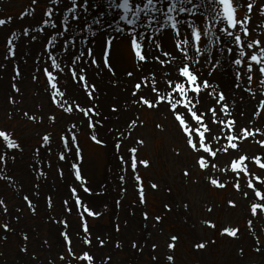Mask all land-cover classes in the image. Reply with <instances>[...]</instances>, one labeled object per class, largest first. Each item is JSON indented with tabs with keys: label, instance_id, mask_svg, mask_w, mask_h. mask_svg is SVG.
<instances>
[{
	"label": "rangeland",
	"instance_id": "obj_1",
	"mask_svg": "<svg viewBox=\"0 0 264 264\" xmlns=\"http://www.w3.org/2000/svg\"><path fill=\"white\" fill-rule=\"evenodd\" d=\"M77 2L80 3L81 0ZM137 2L142 3L144 0ZM164 2L166 4L167 0ZM111 3L112 0H90L88 5L68 12L70 0H59L58 3L57 0H38L35 5L32 0H0V18L7 20L9 16L12 17L11 21L0 26V128L14 133L21 145L20 149H9L0 138V152L7 153V163H0V176L13 178L11 181L0 178V197L6 200L8 208L7 213L0 211V224L10 225L7 230L0 228V264H63L59 254L62 250L66 254L65 241L61 235L65 230L72 238L77 255L82 248L88 247L81 242L83 232L79 213L83 212V208L72 206L74 197L70 195V187L80 184V181L75 179L72 163L82 164V175L87 177L86 183L93 190L86 193L81 188L79 195L86 204L92 205L94 210L102 213L99 217L85 216L89 230L93 237L99 235L109 238L103 247L93 241L92 251L101 259L111 256L110 264H170L165 258L167 254H174V264H264V248L256 251V248L261 247L256 244V237L264 242V217L254 218L253 227L250 228L247 224L250 218L247 202L230 184L223 190L213 187L202 179L204 174L195 167L191 168L190 177L182 175L184 166H192V153L185 148L183 138L171 115L164 109L153 111L143 107L137 109L136 106L125 108L124 101L130 98V89L140 73L136 70L137 61L129 39L131 34L127 31L132 26L120 20L122 10L109 7ZM47 8H53L52 17L44 14ZM25 9L27 12L21 16ZM239 13L243 16L245 9L240 8ZM43 19L53 20L55 27L43 25ZM203 19L201 17L198 22ZM262 21L264 16H260L254 9L253 35L261 34ZM152 23L154 26L164 23L163 15ZM65 24L70 25L67 30L63 27ZM118 26L124 31L117 33ZM224 26L226 25H217ZM40 27L45 31L40 32ZM25 28L29 30L27 35L24 34ZM13 31L16 32L13 41L17 47L15 56H10L7 53V39ZM60 31H65V36L57 35ZM137 31L144 32L146 37L150 36L152 39L159 37L164 48L172 50L175 54L173 30L169 25L166 24L161 33H156L155 27L145 29L144 26L137 27ZM109 35L114 37L115 55L111 51L110 62L115 69V75L102 63L105 41ZM32 36H36V39L32 40ZM52 36L57 38L53 45L46 49L45 44ZM66 38L70 40L67 46L69 51L75 53L77 48L85 50L91 47L97 60L101 61L99 66L92 65L91 57L85 55L80 64L86 68L89 82L97 85L98 99L93 100L92 104L97 106L101 116L106 118L98 134L108 140L107 146L93 143L89 139L88 129H81V113H62L50 103V86L44 74L37 71L50 63L46 56L49 51L63 60L62 67L67 65V60L64 59L66 52L62 47ZM230 39L224 37L225 42ZM244 39L250 40L251 37ZM150 41L146 47L154 51ZM229 46L235 48L234 45ZM232 55L228 52L221 54L219 58L222 59V64L213 71L210 78L211 83L219 84L225 91L229 104L232 101L230 102L226 92L229 89L225 86L232 89V95L237 102H243L247 94L243 89L234 88L235 66L232 64ZM16 67H19L21 75L13 80ZM148 68H154L158 73L168 71L158 64L149 63L145 70ZM228 70L232 71L231 80ZM51 71L57 72L55 68ZM127 71H133L134 76L127 77ZM202 74L205 79H209L207 70H203ZM33 75H38L39 79L33 80ZM59 79L61 85H68L70 97H78L80 102L86 100L81 85L70 81L67 70ZM13 83L18 84L20 93L12 89ZM251 87L254 92L259 87L256 77ZM9 95L15 96V105L8 102ZM259 99H264V96L253 98L249 116H252ZM113 103L120 106L118 113L111 112L110 105ZM235 109L232 110L233 116L236 115ZM24 111L35 115H40L41 112L50 115L54 112L58 120L52 122L45 118L43 122L39 119L31 121L23 115ZM134 113H138L144 124L128 136L127 133L131 130L126 126V121L132 118ZM94 119L99 120L100 117L94 116ZM249 120L240 125L248 123ZM251 120L253 128H264V115L259 118L252 116ZM72 123L77 124L75 131L80 137L84 159L80 161L69 152L67 159L61 161L58 159V153L62 150L59 137L64 128H71ZM156 123L166 124V128L158 129L155 127ZM117 130L123 131L125 136L119 137ZM45 132L51 134L50 145L42 143ZM257 135L258 138H264L260 134ZM137 138H143L145 144L137 146ZM116 139L123 141L119 152L113 143ZM134 146L138 147L139 158L151 161L147 168L139 166L137 173L143 178L146 191V203L143 204L138 201V188L135 186L132 171L118 159L120 155H124L127 160V149ZM177 147L182 150L179 156L175 151ZM242 148L250 155L264 152L251 138L242 144ZM227 159V156H221L222 161L226 162ZM252 167L255 168V165ZM60 170L63 171L62 176ZM121 175L126 177L124 181L119 179ZM198 177L199 183L196 182ZM150 181L157 183L158 188L151 189ZM24 195L32 199L35 212L31 211L23 200ZM49 196L52 197L51 207L47 203ZM230 198L238 201L237 207L231 208L227 205L226 201ZM65 200L69 201V205H64ZM117 201H120L119 205ZM185 203L189 205L188 208L184 207ZM165 204H170L171 208L166 209ZM105 205L107 207H104ZM210 206L213 208L211 212L208 211ZM67 207H72L70 213L67 212ZM144 212L149 213L147 219L143 216ZM157 215L162 217L160 221L155 220ZM206 219L214 220L215 228L206 225ZM61 220L68 221L67 229L60 223ZM116 225L120 226L119 231L116 230ZM223 226H238V237L222 234ZM25 233L29 236L28 240L23 238ZM172 235L179 237L174 250L167 248ZM117 240L121 244L120 247H116ZM133 240L137 241L142 251L131 247ZM201 240L214 242L208 243L203 249L195 248L194 245ZM153 242L158 245L155 250L151 248ZM23 247H27L28 251L23 252ZM153 256L157 259L153 260Z\"/></svg>",
	"mask_w": 264,
	"mask_h": 264
},
{
	"label": "snow or ice",
	"instance_id": "obj_2",
	"mask_svg": "<svg viewBox=\"0 0 264 264\" xmlns=\"http://www.w3.org/2000/svg\"><path fill=\"white\" fill-rule=\"evenodd\" d=\"M59 0H57V3ZM90 0H70V6L67 8L68 12H73L77 8H82L88 5ZM38 0H32L35 5ZM159 5V6H158ZM109 7L122 10L120 20L126 21L127 25H131L127 31L131 34L130 45L136 58V70L140 73L135 78L133 85L130 89V98L124 101V106L127 109L131 106H136L137 109L143 107L148 110L159 111L164 109L165 112L171 115L177 130L180 132L184 146L192 153V166H184L182 168V175L190 177L192 175L191 168L195 167L204 175L202 179L209 185L218 189H225L231 185L235 192L240 194V197L247 202V211L249 219L247 220L248 226L253 227V219L264 217V152H257L248 154L242 148V144L251 138L255 143L259 144L264 149V138H258L257 134L264 137V128L252 127L253 121L250 119L248 123L240 125L238 117H243V112H238L233 116L235 109V101L231 105L228 102L225 91L220 88L219 84L210 82L213 71L217 70L222 64V59L219 58L224 52L232 53V64L234 69V88L243 89L253 98L257 96H264V21L261 22V34L253 35L254 26L252 17L255 12L260 16H264V0H144V2H137V0H112ZM245 9V14L240 15L239 9ZM27 12H22L23 16ZM47 17H52L54 14L53 8H47L44 13ZM163 15L164 23L159 26H154L153 21H157L160 15ZM183 14V16L181 15ZM203 17L202 22L200 18ZM67 19V18H66ZM12 20L9 16L6 19L0 18V26L5 25ZM43 25H52L55 27V22L51 19H43ZM169 25L173 30V44L175 54L172 50H166L160 42L159 37L152 39L150 36L146 37L144 32H138L137 27L144 26L145 29L155 27L156 33H161L165 25ZM207 25V26H205ZM217 25H226L224 27H217ZM64 29L67 30L70 25L65 24ZM82 30V29H81ZM91 31V26H89ZM28 29H24V34H28ZM40 32H44L43 27L39 28ZM124 31L123 28L117 27V33ZM222 34V35H220ZM57 35L65 36V31H60ZM95 33H93V36ZM16 32H11L7 39V53L10 56H15V48L17 45L14 43L13 38ZM224 37L231 38L229 42H225ZM244 37H251L250 40H245ZM56 36L45 44V48L53 45ZM32 40L36 36L31 37ZM114 37L109 35L106 38L105 46L103 49L102 63L103 65L115 75V69L110 62L111 51L113 47ZM151 40V47L154 51H150L146 44ZM70 40L68 38L64 41L63 50L66 52L64 59L67 60V65L62 67L63 60L53 54L52 51L46 52V56L50 63L47 66H42L38 72H42L50 86L49 101L55 107L59 108L62 113L71 115L74 112L82 114L80 118V127L88 129L89 139L101 146H107L108 140L101 137L99 133L100 127L103 125L105 117H102L98 107L92 104L93 100L98 99L97 85L90 83L87 77L86 68L82 67L80 61L85 55L91 57L90 63L99 66L101 61H98L94 55L93 48L89 47L85 50L77 48L73 53L68 50ZM234 45V47L229 46ZM209 45L211 47H209ZM53 47V51H54ZM7 59V56L5 57ZM40 59V57H37ZM177 61H179L177 63ZM158 64L164 66L168 71H160L156 69H146V65ZM52 68L57 70L56 73L51 71ZM69 73V79L73 83H79L85 92L86 100L80 102L79 98H72L69 96L70 89L68 85H61L59 77L65 71ZM203 70H207L209 79L203 77ZM21 75L19 67L15 68V75L12 77L16 80ZM127 77L134 76L133 71H127ZM254 77L259 85L255 92L251 85L253 84ZM33 80H38V75L32 76ZM235 81H239L236 83ZM116 83V81H113ZM16 93H20V87L17 83L11 85ZM63 89V90H62ZM66 97H68L66 99ZM242 99V97H241ZM7 100L10 104L15 105L17 100L15 96L9 95ZM110 110L113 113L120 111V106L113 103L110 105ZM29 120H40L43 122L45 118L52 122L58 120V116L53 112L52 114L40 115L30 114L24 111ZM264 115V99L258 100V105L254 107L252 116L259 118ZM100 117L99 120L94 119ZM143 119L134 113L132 118L126 121V126L131 130L127 133L128 136L140 125H143ZM158 129H165L166 124L156 123ZM77 128L76 123H72L71 128H64L59 139L62 144V150L58 153V159L63 161L67 159L69 152L74 154V157L82 161L83 147L80 143V137L75 131ZM118 131L119 137H124L123 131ZM0 138L6 143L9 149H20L21 145L18 138H15L14 133L9 132L6 128H0ZM42 143L50 145L51 134L45 132L42 136ZM114 147L117 152L120 151L122 146V139H116ZM137 146L145 144L143 138L135 140ZM134 146L127 149L129 157L126 160L124 155H120L118 159L121 164L128 165L132 171L135 186L138 188V201L143 204L146 203V191L143 184V178L137 174L139 166L145 168L150 166L151 161L147 158H139L138 147ZM51 151V148H48ZM176 154H181V148H176ZM221 156H227V161H222ZM0 163H7V153L0 152ZM255 165V168L252 166ZM71 168L74 170V176L80 184L70 187V195L74 197L73 207L83 208V212L79 213L81 218V228L83 232L82 244L88 246L82 248L79 255L74 250L72 238L67 230L62 231L61 235L65 241V251L59 254L60 261L63 264H110L111 256H106L103 259L98 257L92 251L93 241L101 247L106 246L108 237H101L99 235L93 237L85 216L99 217L102 215L100 211L94 210L92 205L86 204L79 195V189L84 192H92V188L86 183L87 177L82 175V164L72 163ZM123 170V169H122ZM46 175V173H43ZM60 175L63 171L60 170ZM0 178L11 181L12 177ZM121 181L126 179L125 176L119 177ZM200 177L197 179L199 183ZM243 181V183H242ZM149 186L151 189H157L158 184L150 181ZM125 189H122L124 191ZM170 191V189H169ZM38 194V193H37ZM23 200L27 203L29 209L33 212L36 208L33 206V201L28 195L23 196ZM48 206H52V197H47ZM64 205H69V201H63ZM119 205L120 201L116 202ZM227 205L231 208L238 206V201L230 198L226 201ZM104 207H107L105 205ZM166 209H170V204H165ZM188 208L187 203L184 204ZM67 212L72 211V207L66 208ZM213 208L210 206L208 211L211 212ZM0 211L7 213V203L3 197H0ZM145 219L149 216L148 212H144ZM19 219V217H17ZM161 216L155 217L156 221H160ZM60 223L67 229L68 221L61 220ZM126 223V222H125ZM206 225L215 228V222L212 219L204 221ZM0 228L7 230L10 228L8 223L0 224ZM120 226L116 225V230L119 231ZM238 226H223L221 228L222 234H227L231 237H238ZM79 235V234H78ZM255 235V233H253ZM6 238V237H5ZM24 240H28V234H24ZM179 239L177 235L170 237L167 243L168 249H175L176 241ZM214 241H203L194 245L197 249H203L208 243ZM47 244V241L44 242ZM116 247L121 244L117 240ZM256 244L261 247L256 248V251H261L264 248V242H261L259 237H256ZM131 247L142 251L137 241L133 240ZM152 249H157L158 245L153 242ZM23 252H27L28 248L23 247ZM243 249H241V252ZM35 258V254L33 253ZM153 260L157 257L153 256ZM166 261L174 264V254H167ZM54 264V262H53Z\"/></svg>",
	"mask_w": 264,
	"mask_h": 264
},
{
	"label": "bare ground",
	"instance_id": "obj_3",
	"mask_svg": "<svg viewBox=\"0 0 264 264\" xmlns=\"http://www.w3.org/2000/svg\"><path fill=\"white\" fill-rule=\"evenodd\" d=\"M150 43H151V41H150ZM114 52H115V48L113 47L112 54ZM114 55H115V53H114ZM228 73H229L228 75H229L230 80H231L232 79V71L228 70ZM100 86H101V84H100ZM225 87H226V89H229V91H226V92H227V94H229V97L231 99L230 102L233 101V100L235 101V108H236L235 111H236V115H237L238 112H243L244 113V116L243 117H238L239 124L240 123H245L247 120L251 119L252 116L251 115L249 116V111H250V108H251V106L253 104V97L250 96V94L247 93L244 96V101L243 102H237L235 100V97H233V95H232V89L231 88H227L228 86H225ZM116 91H117V89H116ZM122 96H123V94H122ZM231 103H230V105H231Z\"/></svg>",
	"mask_w": 264,
	"mask_h": 264
}]
</instances>
